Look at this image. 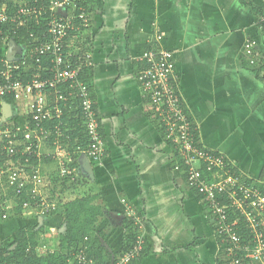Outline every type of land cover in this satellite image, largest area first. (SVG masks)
Instances as JSON below:
<instances>
[{"label":"crops","instance_id":"0c3cea01","mask_svg":"<svg viewBox=\"0 0 264 264\" xmlns=\"http://www.w3.org/2000/svg\"><path fill=\"white\" fill-rule=\"evenodd\" d=\"M91 1L90 26L71 38L69 50L74 58L90 57L86 78L101 120L106 156L97 164L80 156L76 175L65 185L56 181V162L39 159L36 169L45 183V197L58 208L93 197L94 205L103 210L97 228L103 221L107 225L100 240L107 242L104 248L112 259L125 247L130 205L143 221L145 237L144 255L134 264H225L209 207L188 187L176 149L150 111L137 77L147 50L173 52L178 89L200 145L263 186L264 80L259 76L264 77V69L257 73L264 64V17L254 8L264 15V0H245L251 6L244 0ZM158 35L163 36L160 44L155 41ZM250 38L257 41L261 54L256 66L244 57ZM21 49L15 42L2 44L0 57ZM51 148L44 153H52ZM47 214L39 235L52 253L63 231V217ZM9 221L0 219V244L13 243L17 230Z\"/></svg>","mask_w":264,"mask_h":264},{"label":"built area","instance_id":"2783aa9c","mask_svg":"<svg viewBox=\"0 0 264 264\" xmlns=\"http://www.w3.org/2000/svg\"><path fill=\"white\" fill-rule=\"evenodd\" d=\"M87 3L88 0H48L47 4L45 0H34L31 4L24 1L12 11L0 0V40L5 45L12 44L18 31L32 23V19L47 23L45 34L22 37L21 50L11 57H0V151L9 159L6 163L0 159V191L18 195L31 185L28 193L46 213L56 207L40 196L44 187L40 171L32 167L29 172L28 167L31 158L39 160L47 156L41 148L53 137L55 150L48 156L57 163L62 178H74L77 169L72 153L63 143L70 139L67 136L64 139L68 130H62L66 110L78 107L88 138L87 145L75 152L97 164L107 151L90 84L81 79L82 72L92 66L90 57L76 59L69 50L71 38L90 26ZM155 41L160 44L163 36H156ZM244 57L251 66L261 60L255 39L246 40ZM137 79L166 140L188 167V187L197 191L209 207L224 263L264 264V185L248 182L249 179L232 170L221 154L196 141L193 123L184 110L178 89L173 52L157 47L147 50L141 58ZM14 106L25 111L15 120L7 110ZM54 121V125H49ZM17 155L25 158V164L16 165L12 161ZM122 202L127 204L125 200ZM126 213L136 228L137 239L131 249L119 254L115 264H134L145 251L143 221L130 205H126ZM76 259L79 264H95L85 258L83 250Z\"/></svg>","mask_w":264,"mask_h":264},{"label":"trees","instance_id":"16d2710c","mask_svg":"<svg viewBox=\"0 0 264 264\" xmlns=\"http://www.w3.org/2000/svg\"><path fill=\"white\" fill-rule=\"evenodd\" d=\"M33 1L34 0H26L27 4H31V2ZM2 2L5 3L12 11L15 10V8L20 3V1L17 0H2ZM243 2L247 6H251L249 3L245 2V0ZM45 3L47 4L48 0H45ZM86 7L90 11L93 9L91 0H88ZM254 12L259 14L261 18L264 17L263 13L259 9L254 8ZM261 24L264 29V21H262ZM46 27H47L46 21H41V20L36 21L32 19V23H30L27 26V28L22 27L18 31V34L14 39V42L17 44H21L20 41L21 38L22 37L24 38L27 37V39L30 38L29 36L30 33H35L36 35H43L45 34V31L47 29ZM38 30L40 31L38 32ZM2 44L3 43L0 40V46ZM262 68L264 69V64L261 66V68L258 69V73H257L258 76L263 71ZM87 72H88L87 69H85V71L82 72L81 74L82 80L87 81L86 78ZM259 77L264 80V77L261 76ZM8 101L10 103H14L13 99H10ZM7 110L8 112L11 111V110L9 111L8 107ZM184 110L188 115L189 119L192 121L189 112L186 110L185 104H184ZM12 117L14 118V116ZM16 118L17 117H15L14 120ZM62 120L63 123L65 124L62 130L64 131L68 130L67 132H65L64 139H66V136L70 138L69 140L64 141L63 143H65L66 145V146L64 145L65 149H68L72 153L73 164L77 165L80 156L75 151L78 149V147H85L87 145V140H88L86 130L83 127L81 112L78 109V107L74 105L72 111L69 109L66 110V113L63 116ZM54 124L55 121L51 122L49 125H54ZM194 134L196 137V141H198L199 143L198 133L196 129L194 130ZM53 143H54V138L51 137L49 140H46V142L43 144L41 149L44 151V149L47 146L49 148L52 147L51 149H53L52 150L53 153L55 150V146ZM176 154H177L176 162L178 165H180L181 170H183V172L185 173L187 180L188 167L185 165L184 161L182 160L181 156L177 151ZM46 155L48 156V154ZM49 158L52 159V157ZM0 159L2 160L3 163H6L9 160L7 157H5V155L1 151H0ZM12 161L15 164L17 163L16 165L25 164V158L21 157L20 155H17ZM37 161L38 160L36 158L30 159V164L28 167L29 172H31L32 167L36 168ZM232 168H233L232 170L237 172V169L235 170L234 166H232ZM203 169L206 170L205 168ZM205 174L206 176H208L209 180H212L209 172L205 171ZM58 179L61 180L64 185L71 180L70 177L62 178L61 176L57 177L56 181ZM248 182L251 181L248 180ZM31 187H32L31 185L27 187V190L29 192H30L29 189H31ZM262 189L264 191V187H262ZM28 191H24L22 194H18V195L13 193L12 191H9L5 194V196L9 195L10 197H14V200L16 202V206L14 208L15 214L23 213L25 211L24 207L27 201L32 200V197L30 195L31 193L29 194ZM200 198L202 200L204 199L201 195ZM48 202H51V200H49ZM93 202H94V198L87 196L65 202L62 205H60L59 208L55 206L56 208L54 210H50L51 213L57 214L56 212H58L63 217V223L61 226V228L63 227L62 228L63 231L62 232L60 231L58 233L57 235L58 244L54 246V248H57L56 249L57 253L54 252L48 254L45 257H39L35 252L36 247L38 246V239H37L38 232L35 230V226H28L17 230V232L15 233L14 242L12 244L10 245L0 244V264H79L76 257L81 250L84 251L85 258L87 260L94 261L95 264H115L117 257L115 259H112L111 255H109V253L105 250L104 245L100 240V235L103 236L102 232L99 231L97 228V223L99 221V217H102L103 215V210L99 206H95ZM136 239H137L136 228L134 227L132 221L128 220L127 235L125 238V247L122 252H126L129 249H131L132 246L135 244ZM63 252H66V254H63ZM69 260L70 263L68 262Z\"/></svg>","mask_w":264,"mask_h":264},{"label":"rangeland","instance_id":"374dc122","mask_svg":"<svg viewBox=\"0 0 264 264\" xmlns=\"http://www.w3.org/2000/svg\"><path fill=\"white\" fill-rule=\"evenodd\" d=\"M17 1H20V0H17ZM22 3H23V0H21L18 5H20ZM24 112H25L24 109L20 108V106H18V107L14 106V107H12V110L10 111V115H12L14 117H21V116L24 115ZM263 165L264 164H261V166H263ZM259 181H260L259 179L258 180L255 179L254 182L255 183H259V185H260ZM4 192L2 190L0 191V202L3 203V205H4V208L0 211V219L2 220V222H4V223L8 222L9 223L10 222L9 220H12L11 224H13V226L15 227V230H19L21 228H25V227H28V226H35V230L38 232V237H37L38 246L36 247L35 252L37 253V255L39 257H45L48 254H51L48 251L49 249H48V246L45 243V240H43L41 235H39L40 234V229H41V227L44 224L43 220L47 219V215H48L46 213L45 209H40L37 206L38 202H36V200H34L32 198V200L34 202L32 200L31 201H27V203H29V205L24 207V209H25L24 213L15 214L14 213V208L16 206V202L14 200V197H10L9 195L5 196L6 193H4ZM40 196L41 197L42 196L45 197L43 191L40 192ZM46 197H45V199H47ZM4 215L6 216V219L3 218ZM126 215H127V213H126ZM105 222L103 221V223H102L103 227H102L101 222H100V224H98V230L102 231L104 234L106 232V226H107V225L104 224ZM15 233H14V239H15ZM13 242H14V240H13ZM56 243L58 244V242H56ZM1 244H9L10 245V244H12V242L11 243L3 242ZM105 244H107V242L103 243L104 246H105ZM106 247H108V246L106 245L105 248ZM56 249L57 248H50V250H52L51 251L52 253H54V252L57 253ZM221 249H222V247H221ZM222 253H223V251H222ZM63 254H66V252H63ZM68 262L70 263V260Z\"/></svg>","mask_w":264,"mask_h":264},{"label":"bare ground","instance_id":"6f19581e","mask_svg":"<svg viewBox=\"0 0 264 264\" xmlns=\"http://www.w3.org/2000/svg\"><path fill=\"white\" fill-rule=\"evenodd\" d=\"M9 3V2H8ZM27 28V27H26ZM44 29V28H43ZM47 30V29H46ZM40 30H38L39 32ZM44 32V30H43ZM27 38V37H26ZM29 39V38H28ZM86 43V42H85ZM84 49V48H83ZM88 49V48H87ZM85 51V50H84ZM86 56V55H85ZM77 58V57H76ZM135 62V61H134ZM139 64V63H138ZM92 69V68H91ZM140 87V86H139ZM183 97V96H182ZM184 101V100H183ZM68 114V113H67ZM70 114V113H69ZM101 121V120H100ZM65 122V121H64ZM195 126V125H194ZM84 129V128H83ZM104 135V134H103ZM163 140V139H162ZM53 141V140H52ZM47 144V143H46ZM86 144V143H85ZM168 144V143H167ZM66 146V145H65ZM75 146V145H74ZM172 146V145H170ZM48 147V146H47ZM74 149V148H73ZM75 150V149H74ZM173 151V150H172ZM44 152V151H43ZM174 153V152H173ZM173 155V154H172ZM169 156V155H168ZM19 159V158H18ZM55 163V162H54ZM17 164V163H16ZM20 164V163H19ZM57 164V163H56ZM49 166V165H48ZM44 168V167H43ZM42 170V169H41ZM45 177V176H44ZM58 177V176H57ZM45 184V183H44ZM69 184V183H68ZM90 184V183H89ZM50 188V187H49ZM85 189V188H84ZM55 191V190H54ZM99 195V194H98ZM50 196V195H49ZM98 199V198H97ZM52 203V202H51ZM135 209V208H134ZM29 211V210H28ZM56 211V210H55ZM58 213V212H56ZM46 230V229H45ZM50 236V235H49ZM52 239V238H51ZM217 239V238H216ZM44 240V239H43ZM218 240V239H217ZM115 252V251H114ZM103 260V259H102ZM108 260V259H107Z\"/></svg>","mask_w":264,"mask_h":264},{"label":"water","instance_id":"95a60500","mask_svg":"<svg viewBox=\"0 0 264 264\" xmlns=\"http://www.w3.org/2000/svg\"><path fill=\"white\" fill-rule=\"evenodd\" d=\"M82 160H83L84 162H85V161H87V159H86V158H84V157L82 158Z\"/></svg>","mask_w":264,"mask_h":264}]
</instances>
